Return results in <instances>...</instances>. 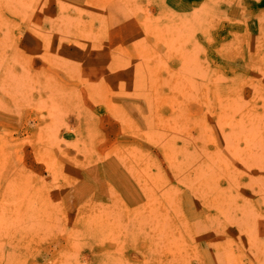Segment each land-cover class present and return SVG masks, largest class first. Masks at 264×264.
<instances>
[{
	"label": "rangeland",
	"instance_id": "obj_1",
	"mask_svg": "<svg viewBox=\"0 0 264 264\" xmlns=\"http://www.w3.org/2000/svg\"><path fill=\"white\" fill-rule=\"evenodd\" d=\"M249 3L0 0V264H264Z\"/></svg>",
	"mask_w": 264,
	"mask_h": 264
},
{
	"label": "crops",
	"instance_id": "obj_2",
	"mask_svg": "<svg viewBox=\"0 0 264 264\" xmlns=\"http://www.w3.org/2000/svg\"><path fill=\"white\" fill-rule=\"evenodd\" d=\"M250 1V3L248 4V6L251 8V9H257V8H260L261 7V3L264 1V0H248ZM255 12H263L262 10H255ZM260 13V14H261ZM256 27V25H255Z\"/></svg>",
	"mask_w": 264,
	"mask_h": 264
}]
</instances>
